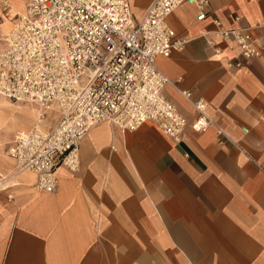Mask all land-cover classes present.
<instances>
[{
    "label": "crops",
    "instance_id": "0c3cea01",
    "mask_svg": "<svg viewBox=\"0 0 264 264\" xmlns=\"http://www.w3.org/2000/svg\"><path fill=\"white\" fill-rule=\"evenodd\" d=\"M127 1L140 18L154 0ZM207 1L205 21L191 5L170 16L189 42L157 64L171 81L166 98L192 122L181 94L190 91L216 126L188 127L176 143L152 122L125 133L97 125L80 143L79 170L59 169L55 193L39 192L31 174L0 193V264H264V57L230 67L236 51L213 35L218 19L227 29L260 26L264 38V0ZM34 117L13 120L10 144L51 128ZM5 162L2 177L15 168Z\"/></svg>",
    "mask_w": 264,
    "mask_h": 264
},
{
    "label": "built area",
    "instance_id": "2783aa9c",
    "mask_svg": "<svg viewBox=\"0 0 264 264\" xmlns=\"http://www.w3.org/2000/svg\"><path fill=\"white\" fill-rule=\"evenodd\" d=\"M184 5L197 8L199 21L207 19V0H154L138 19L127 0H27L3 39L0 96L37 104L40 120L58 114L46 132L19 134L7 151L18 172L37 177L39 192L57 191L61 167L79 170L80 143L99 124L125 133L152 122L176 143L188 127L203 133L216 126L208 103L190 91L181 94L197 112L192 122L164 95L171 81L157 60L189 42L168 22ZM3 14L9 17L6 5ZM213 25L215 38L236 51L230 67L264 57V38L254 32L260 26L227 29L218 19ZM208 44L223 53L216 40Z\"/></svg>",
    "mask_w": 264,
    "mask_h": 264
},
{
    "label": "rangeland",
    "instance_id": "374dc122",
    "mask_svg": "<svg viewBox=\"0 0 264 264\" xmlns=\"http://www.w3.org/2000/svg\"><path fill=\"white\" fill-rule=\"evenodd\" d=\"M20 2L21 0H0V6L1 4L3 6L6 5L8 7L9 13H11V16H13L16 12L22 11V10H18L14 8L16 7V5H19ZM24 9H26V3L24 4ZM2 16L3 15L0 14L1 18ZM10 18L11 17L6 18L4 21L1 20L2 23H0V50H2L3 48L4 35L6 32L10 30V27L8 26V23H7V22H11ZM135 19H138V18L136 17ZM37 112H38L37 107L34 104H31V103H19L18 104V102H14L6 98L5 99L0 98V120L2 121L1 123L3 124V126L0 127V168L4 166L3 163H6L5 159L9 157L7 153L8 151L7 148L9 146L8 144L12 142V139L14 137V135L11 134L10 130H8L7 127L11 125L17 118L18 119L21 118V115L23 114H28L29 116L32 115V117L35 116L34 119L38 120V118H36ZM48 114L50 115L49 118H54V119L58 118L57 117L58 114L56 113V111L51 112V113L48 112ZM52 114H56V116L55 115L52 116ZM49 118L45 120V123H46V126L52 127L55 124V120L53 119L54 121L52 122L49 120ZM14 169H13V172H10L4 177L0 176V182L13 179L14 174H15ZM1 192L3 191H0V193Z\"/></svg>",
    "mask_w": 264,
    "mask_h": 264
},
{
    "label": "bare ground",
    "instance_id": "6f19581e",
    "mask_svg": "<svg viewBox=\"0 0 264 264\" xmlns=\"http://www.w3.org/2000/svg\"><path fill=\"white\" fill-rule=\"evenodd\" d=\"M25 2H26V6H27V0H25ZM22 7V6H21ZM26 10V9H25ZM8 12H9V10H8ZM25 12V11H24ZM24 12L22 13V14H24ZM17 15H19V14H17ZM17 15H13V16H11V13H9V17H11L10 19H11V28H10V30L8 31V32H6L5 33V35H4V37L8 34V33H10L11 32V30H12V27H13V21H14V19H15V17L17 16ZM9 17H4V20L6 19V18H9ZM3 49V48H2ZM1 51V50H0ZM0 97H2V96H0ZM3 98H5V97H3ZM7 99V98H6ZM18 103H31V104H34L36 107H37V110H38V122H40V118H39V116H40V114H41V109H40V107L37 105V104H35V103H33V102H18ZM46 120V119H45ZM45 120H43V121H45ZM34 130H38V128H36V129H34ZM39 131V130H38ZM41 132V131H40ZM22 135H25V134H23V133H21ZM9 155V154H8ZM10 157V156H9ZM10 158H12V157H10ZM13 159V158H12ZM14 160V159H13ZM14 171H15V174H14V177H13V179H11V180H6V181H3V182H0V188H1V190L0 191H6V190H8L11 186H13V185H15V181L17 180L16 178L17 177H19V176H23V175H25V174H31V175H33V176H35L33 173H31V172H28V171H25V172H18L17 171V169H16V167H15V169H14ZM16 177V178H15ZM36 181H37V178H36Z\"/></svg>",
    "mask_w": 264,
    "mask_h": 264
}]
</instances>
